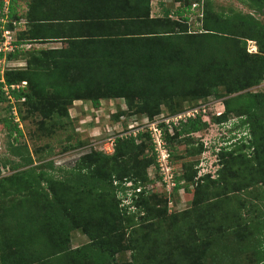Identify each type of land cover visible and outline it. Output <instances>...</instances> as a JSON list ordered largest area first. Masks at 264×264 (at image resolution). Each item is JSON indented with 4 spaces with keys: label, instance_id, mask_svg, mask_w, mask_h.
<instances>
[{
    "label": "trees",
    "instance_id": "trees-1",
    "mask_svg": "<svg viewBox=\"0 0 264 264\" xmlns=\"http://www.w3.org/2000/svg\"><path fill=\"white\" fill-rule=\"evenodd\" d=\"M8 1L2 30H13L20 18L25 27L16 31L11 41L16 48L7 57L24 54L26 60L24 68L3 71L0 103L8 98L17 102L21 119L36 114L38 128L47 135L72 130L68 107L75 100L98 108L101 100L119 99L124 108L114 119L143 114L151 120L161 111L177 114L184 101L208 96L221 100L222 111L209 117L216 126L229 123L233 114L238 122L231 123L232 129L248 131L238 137L233 133L232 143L219 146L212 174L196 177L198 162H182L172 190L194 184L192 207L171 220L165 203H150L144 188L150 181L147 168H158L148 130L115 135L110 153L90 149L72 166L54 167L50 159L33 164L28 147L17 140L18 123L5 115L0 124L7 137L14 136L7 145L13 159L0 160V168L12 170L0 176V264H115L123 249L129 251L128 264H181L188 254L170 262L152 244L157 237L170 238L167 229L185 232L183 237L193 243H223L221 251L228 243L213 235L241 241L240 253L249 256L245 264H264V90L250 91L264 79V21L231 6L215 9L211 0H170L178 3L176 8L157 17L150 16V0H92L83 13L57 19L51 14L56 1L66 10L73 7L71 0H24L23 13L16 0ZM238 1L255 12L264 6V0ZM57 39L58 48L20 50L27 43ZM247 41L254 42L255 52L246 50ZM208 121L204 111H197L170 129L160 123L168 156L174 142L188 139L191 145L192 135ZM71 138L66 136L61 150L82 144L80 139L67 143ZM46 148L48 155L51 147ZM203 151L197 140L187 154ZM134 226H145L144 233L134 234ZM73 231L87 242L70 247ZM225 260L219 257L216 263Z\"/></svg>",
    "mask_w": 264,
    "mask_h": 264
},
{
    "label": "rangeland",
    "instance_id": "rangeland-1",
    "mask_svg": "<svg viewBox=\"0 0 264 264\" xmlns=\"http://www.w3.org/2000/svg\"><path fill=\"white\" fill-rule=\"evenodd\" d=\"M211 1L215 9L232 6L234 9L240 8L241 11L248 12L247 9L244 8L238 0ZM16 2L21 7L18 10V13H23L25 7L24 0H16ZM173 3L174 2H169V4ZM262 10L264 11V6ZM4 12H6L4 8H0L1 49L3 36L4 34H6L2 31L4 25L6 24ZM253 16L260 21H264V15L262 14L258 15L254 13ZM13 23V30H11V33H9L12 39L15 38L16 31L21 30L25 27V19L20 18L18 21H15ZM38 46L41 45L36 43H27L23 45L24 48H21L20 50L23 51V49L25 50L26 48ZM246 50L248 52L256 51V47L253 41H247ZM3 51H1L3 53V56L0 58V78H2L3 71L6 69L24 68L26 60V56L24 54H20L16 58L8 59L7 55L9 53L6 52L7 50ZM20 84L24 85V82H21ZM3 88L4 87H2V89ZM263 90L264 80L261 81L258 85L250 88V91L253 92ZM7 104L10 105L9 109H6ZM183 107L184 108L181 109L178 113H184L186 111H204L209 121L202 131L196 132L192 135L191 145H189L190 141L188 139H186L185 141H181L180 143H173L174 156H168V160L170 162V173L165 176V181H163L162 179H158V174L160 173L159 170H157L158 168L154 165H150L147 168V178L150 181L144 183V188L148 191V198L150 203H156L159 207H162L165 203L166 215L171 220H178L179 217L175 215L176 213L182 210L190 209V207H192L191 201L193 200L192 190L194 184L188 183L187 190L183 186H181V188H179L176 192L172 190L173 178L182 174V162H198L196 165V177L205 172H209L210 174H212L216 168V151L219 146L232 143L235 138L229 137H231L233 133H236V137H238L243 132L247 133L248 131V129H243L242 127L238 128V126H234L232 129L231 123L234 124L236 123V121L238 122V120L236 119L237 116L233 114L229 116L230 122L223 126H216V124H214L210 120L209 117L211 115L218 114L220 111H222V104L220 99H215L211 96H208L206 98H201L193 102L184 101ZM20 108L21 113L23 114V107ZM119 108H124L122 101L119 99L101 100L98 108H93L89 101L75 100L68 107V113L71 117L70 123L72 130L67 127L59 130H54V135H51L52 137L50 135H47L45 133V130L38 128L39 126L36 123L38 118L36 117V114L33 116L25 117V119H21L17 113V102H15L13 99L8 98L4 102L0 103V119L9 114L13 117V121H16L18 123V126L21 129V136L17 137V140L21 143L26 144L32 155V158L34 159L33 164H38L40 163L39 161H43L44 159H50L52 160L54 167H70L74 164L78 156H80L84 152L89 151L90 149H100L103 152H105V149L106 151H108V148H106V138L119 134H125L130 130V127H139L146 123V121H148L147 117L143 114H122L119 115L117 119H114L113 115L115 114V112L117 113ZM160 116L171 117L172 115H168L164 111H161V113L153 116L152 119L154 120ZM68 134H70L72 138L68 140L67 143H74L75 139H80L82 144L69 150L63 151L61 149L66 143L65 138ZM13 136L14 134L7 137L5 128H3L0 124V160L4 158L13 159V156H10L7 151V145L11 140L13 141ZM197 140L202 141L204 151L198 155L189 156L187 152L192 151V147L196 146ZM47 145L51 147V152L48 155L46 148ZM233 147L234 146H232L231 148ZM110 152L111 150L105 153ZM184 156L186 157V159H183ZM196 166L194 168H196ZM11 172L12 170H10L7 166L4 168H0V176H6ZM162 172L164 173L165 171L163 170ZM180 183H186V180L182 179ZM126 197L123 199L124 202ZM203 210L208 211V213L213 212L212 210H210V208H208V206H204ZM202 213L203 216H206L204 212ZM197 222L198 221H196V223ZM163 228L164 230H166L165 227ZM144 229L145 226H134L130 229V231H132L134 234H138L139 236V234L144 233ZM187 231H190L188 227ZM167 232L170 238L160 239L157 237L156 239L152 240V244L154 246H157V248L160 250L161 256L170 262L176 260L178 254H188L189 256L188 260H185L187 257L186 255L183 258L181 264H217V259L224 256L226 257L224 264H245V262L249 259V256L244 254L243 251L242 253H240L239 242L241 241L234 242L230 241L231 239H227L226 242V239L223 238L222 235L218 237H215V235H213L215 239L223 240L225 244L228 243L227 249L221 251L220 246L223 243L210 246V242L208 243V241L210 240L207 239L208 241L206 240L205 242L197 244L190 242L192 239H190L189 241L185 239L183 237L185 232L181 230H177V232H171L167 229ZM85 242H87L86 236L81 234L79 231H73L70 234V247H78ZM114 263L128 264L129 251L127 249H123L121 252L117 253Z\"/></svg>",
    "mask_w": 264,
    "mask_h": 264
},
{
    "label": "built area",
    "instance_id": "built-area-1",
    "mask_svg": "<svg viewBox=\"0 0 264 264\" xmlns=\"http://www.w3.org/2000/svg\"><path fill=\"white\" fill-rule=\"evenodd\" d=\"M191 6L194 7V6H196V4L193 3ZM4 32L6 34H4V36H3L1 46H2V49L8 48V49H3V50H7L6 52H9V51H12L13 49H15L16 45L12 44V42H11L13 40L11 38V36L9 35V33H11V31H4ZM2 49L0 48V51H3ZM12 87H13V85L11 86V88ZM5 88L6 87L4 86V90H5ZM187 112L188 111H186L184 113H177V114L172 115L171 117L160 116L154 120L152 119V120L146 121V123H144L142 126L130 127V131H131L132 135H135L137 133V131H140V130L144 131L146 129L149 131L150 136H151V141L153 143V150L156 154L157 165L159 166L158 169H159V172L161 174V179L163 181H165V176H167V174L170 173V167H169L170 164H169V160H168V152H167V150L164 146V142L161 138V127H159V124L164 123L170 129L171 123H175L176 121H178L179 119H182L184 117L194 116V114L197 113V111H190L188 113ZM113 139H114V136L106 138V142H107L106 148H108V151L109 150L112 151ZM104 151L108 152L105 149H104ZM163 170L166 172V174H165V172L164 173L162 172ZM126 185H128V183H126ZM137 190L138 189L136 188L135 191H137ZM126 196H129V191H127ZM125 201L128 202V197H126Z\"/></svg>",
    "mask_w": 264,
    "mask_h": 264
},
{
    "label": "crops",
    "instance_id": "crops-1",
    "mask_svg": "<svg viewBox=\"0 0 264 264\" xmlns=\"http://www.w3.org/2000/svg\"><path fill=\"white\" fill-rule=\"evenodd\" d=\"M74 1H77L78 4L76 3L74 5ZM74 1L73 0L70 1V4H72L73 7H66V10H63L62 8L58 7L57 1H56V6L54 8H52L51 14L53 15V17L55 19H57L56 17L62 18V17H66V16L67 17H75L76 15L83 13V11H86L87 5L89 6V4H91V2H92V0H89L88 3L83 4L80 7V4H81L80 2L82 0H74ZM169 2H170V0H150V16L151 17H157L166 8H170L169 10L173 11L176 8V6L178 5V3L174 2L173 4H169ZM59 4H60V1H59ZM240 4L242 5V3H240ZM243 7L246 8L247 11L252 15L254 13H256L258 15L263 13L262 15H264V11L262 9L259 12H257V11L255 12L254 10L249 9V8L245 7L244 5H243ZM238 9L241 10L240 8H238ZM56 21H59V19ZM187 21L188 22L192 21V18L189 17ZM39 45H41V46H38V47L44 48V49L45 48H58L60 46V42L57 39L55 41H51V42H47V43H40Z\"/></svg>",
    "mask_w": 264,
    "mask_h": 264
},
{
    "label": "flooded vegetation",
    "instance_id": "flooded-vegetation-1",
    "mask_svg": "<svg viewBox=\"0 0 264 264\" xmlns=\"http://www.w3.org/2000/svg\"><path fill=\"white\" fill-rule=\"evenodd\" d=\"M0 2H2V7H3L4 10L7 12V5H8V2H9V1H8V0H3V1L0 0ZM0 8H1V6H0ZM3 8H2V9H3ZM6 12H4V13H5V14H4V17H5V18H6ZM2 31L4 32V31H11V30H2Z\"/></svg>",
    "mask_w": 264,
    "mask_h": 264
}]
</instances>
